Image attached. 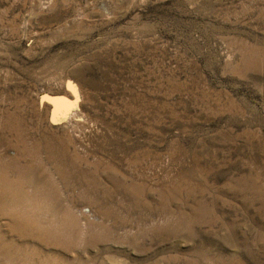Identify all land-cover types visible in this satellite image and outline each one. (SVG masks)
Returning a JSON list of instances; mask_svg holds the SVG:
<instances>
[{"label":"rangeland","instance_id":"374dc122","mask_svg":"<svg viewBox=\"0 0 264 264\" xmlns=\"http://www.w3.org/2000/svg\"><path fill=\"white\" fill-rule=\"evenodd\" d=\"M0 264H264V0H0Z\"/></svg>","mask_w":264,"mask_h":264},{"label":"water","instance_id":"95a60500","mask_svg":"<svg viewBox=\"0 0 264 264\" xmlns=\"http://www.w3.org/2000/svg\"><path fill=\"white\" fill-rule=\"evenodd\" d=\"M44 96H46L44 100L48 104L57 107L56 110L58 116H56L54 119L55 124L63 123V121L66 120V116L64 117V115H66L69 110L71 111L73 108H76V104L74 103V101L63 93L55 95L44 93Z\"/></svg>","mask_w":264,"mask_h":264},{"label":"bare ground","instance_id":"6f19581e","mask_svg":"<svg viewBox=\"0 0 264 264\" xmlns=\"http://www.w3.org/2000/svg\"><path fill=\"white\" fill-rule=\"evenodd\" d=\"M44 102H45V100H44V98L41 100V102H40V105H41V107L44 105L45 106V104H44ZM77 114V113H76ZM49 117V120L50 121H54V119H55V117H56V115H55V113L52 115H48ZM82 117V116H81ZM44 119V118H43ZM86 128V127H85ZM54 150V149H53ZM37 151V150H36ZM33 152V151H32ZM15 163V162H14ZM7 184V183H6ZM75 212V211H74ZM86 212V211H85ZM71 241V240H70Z\"/></svg>","mask_w":264,"mask_h":264}]
</instances>
